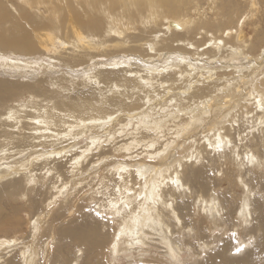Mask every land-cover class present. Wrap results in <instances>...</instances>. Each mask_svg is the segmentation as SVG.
Masks as SVG:
<instances>
[{
	"label": "bare ground",
	"instance_id": "6f19581e",
	"mask_svg": "<svg viewBox=\"0 0 264 264\" xmlns=\"http://www.w3.org/2000/svg\"><path fill=\"white\" fill-rule=\"evenodd\" d=\"M22 2L23 6L21 8L25 7V5L27 8H23V11L16 15L10 10L8 2L0 0V54L19 55L22 58L25 57L32 60L35 58L33 56H39L40 53L42 55L45 52L44 55L56 58L60 60V63L62 61V66L65 65L72 75L82 74L85 70L87 71L88 64L86 63L91 62L93 67H95V64L99 62L97 60H101V57L108 58L113 55L118 57L121 54H131V56L144 54L143 46L147 40L146 35L150 36L153 34V30L148 28L149 24L160 26L157 24L159 20L161 22L165 20L171 29H175H170L171 31L169 32L172 35L170 34L168 39L162 40V43L154 41L156 47L167 50L176 49L180 38L175 35L181 31L185 32L187 27L192 26V21H187L188 19L186 20V18L178 17L174 19L169 16L172 15L170 14L171 12L178 11L177 4L179 0H69L68 3L63 5L61 0H57L56 2L53 0H24ZM253 3L255 2L253 1ZM250 7L253 9L254 5ZM41 8H44V13L41 15L31 12L40 10ZM164 8H167V11L163 10ZM169 18L173 21L169 20ZM206 27H209V30H215L219 29L221 24L220 22H212L207 23ZM136 31L138 32L137 35L133 33ZM103 33L104 35L107 33L106 37L113 36V39L107 40L102 35ZM156 33L154 32V34ZM212 35L215 37L214 34ZM131 37H133L132 40ZM158 43L160 44L158 45ZM260 44L253 45L250 53H257ZM69 47L71 50H69ZM245 47L248 48L249 46L247 47L246 45ZM246 51L248 50L246 49ZM260 63L258 67L261 69L264 67V61ZM47 64H51L49 60ZM106 65L108 66V64ZM131 65H133L132 62ZM100 67L103 68L102 66ZM257 70L251 71V82L254 84L256 92L264 99V69L256 74ZM123 71L110 69L95 74V77L91 76L90 73L82 74L87 78L84 80L85 82L87 80L94 82V84L96 83L98 86V90L96 91L99 92L98 98L94 97L92 93L87 95L75 89H73L75 93L72 96L71 93L67 92L71 89L67 86H63L61 90L54 91L52 95H47L43 84H41L45 80H41L38 85H26V88L17 86L12 81L6 79L0 80V250L3 249L1 252L13 250V254L11 253L12 255L6 257L8 258L7 264H112L109 260V254L120 257L124 254L134 255L137 252L143 253L146 251L145 248L153 249L158 247L166 249V257L170 259L172 264H183L182 256L187 249L193 251V254L189 255L191 258L202 256L209 249V253L205 259L200 263L197 262V259L196 264H264V210L262 205L258 206V209L263 212L258 219V224L250 225L251 227L248 228L249 224L253 220L255 221L254 213H257V209L254 208V199L256 196H259L258 194L256 195V189L259 190L260 187L259 192L264 193V117L257 114L254 108V102L256 101L252 102L253 99L251 100L252 103L250 100H247V102L244 99H241L242 101L238 100L241 102V104L237 102L240 104V106L237 105L241 109V114L237 120L236 127H234L233 121L228 119L224 127L225 133L224 131L221 133L222 129L219 132L220 134H214L212 137L208 136L206 132H199L191 138L188 137L185 140L184 150L181 153H177L176 158L172 159L169 163L170 165L164 168L165 165H161V162V164L158 163V167L154 168L156 169L154 174H158L159 170L164 169L160 171L162 174L158 176V180L152 179L154 181L152 184L154 189L151 196L141 193L138 195V198L135 197L141 191H137L136 186L138 185L143 188L146 184V181H140V171L136 172L135 181L137 182L134 184L119 181L115 185L116 189L110 193L108 202H103L106 205L99 206L95 210L97 213L101 208L106 220L96 219L92 215H85L91 209L87 205L78 202L80 197L72 205L70 202L67 204L58 202L65 190L69 192L76 189L75 187L71 188V186L77 183L75 178L79 175L78 172L80 170L78 168L81 165H78V158H76L74 162L70 163V170H67L66 174L62 173V170L58 169L59 167L45 169V164L47 163L45 158L49 160L51 156L65 155L72 151L70 146H62L59 148L53 147L52 152H56L54 154H51V152L45 154L47 139L59 135L51 134V132L54 133V130L52 131L53 128H57L58 125L62 127L66 123L71 122L76 124L80 122V119L106 118L108 115H112L114 110H134L133 108L136 106V103L138 105V102L145 100L143 99L145 97L155 98L156 95H159L156 98L159 104H161L163 101L167 102L173 96H169L170 99H166L164 94H161L163 96L160 95V89L158 92H155L156 94H152V91H147V88L136 75L134 78H128L127 74L125 75ZM90 72L93 71L90 70ZM126 73L131 74L128 71ZM82 75L80 77H83ZM201 77L200 79H203L205 76ZM230 77L225 79L233 81L236 78L232 74ZM67 80L65 79L64 81L68 82ZM194 80L197 79L195 78ZM71 81L74 82L72 79ZM71 81L69 83H72ZM207 82L209 84L203 85L204 87L195 88L196 92L193 90L194 93H192V88L190 87L174 89L176 91L174 92V94L176 93V98L180 99L182 104H184L182 107H191L196 103V101H191L197 100L199 97L204 99L206 90L212 95L217 86L221 87L217 83L216 78L207 77ZM186 83L183 82L182 85ZM148 89L150 88L148 87ZM177 90L179 91L177 92ZM184 91H187L184 94L185 98H190V101L182 100L181 94ZM229 92L231 91L229 90ZM217 95L219 96V94ZM215 96L213 95V98ZM208 97L210 98V96ZM233 100L235 101V99ZM217 101L219 100L217 99ZM262 101L264 102V100ZM200 102L202 101L200 100ZM230 108L233 109V106ZM221 112H224V110H221ZM229 113L230 115L233 114L231 113V109ZM234 116L236 117L237 115L235 114ZM210 117L212 118V116ZM218 122L221 123V119ZM233 131L236 133L233 134ZM256 132L259 134L258 138H256L258 136L255 134ZM201 139L202 141L203 139L206 141L203 143L205 145L204 151H206L207 146L213 147L214 151L219 154V161L221 158L225 160L223 164H221L222 161L220 162L221 168L225 166V169H221L222 171H220L224 179L212 182L208 186L205 180H201V176L207 171L206 168L200 166V169L193 171L191 174L199 177L196 178V182L199 184L196 191L198 196H196V202H193V204L189 202L185 203L186 206L188 205V209L180 205L177 198H175L177 195L182 197L192 196L193 192L192 187H187L185 184L182 171H179L178 167L184 163L185 166L190 161L189 159L191 161L194 159V162H197V164L201 162L205 157L202 158L203 153L199 152L201 147L198 146H203L200 145ZM39 161L42 164H38ZM184 166L182 165V168ZM142 167L140 166V168ZM229 168H231L235 175L228 176ZM137 169L139 168L136 167L135 170ZM38 170L42 171V177L40 178L37 176ZM88 173L90 172L88 171ZM248 174H253L254 176L250 179L246 178ZM17 175H23L22 183H24V186L22 185L14 192H8V187L14 186L11 178ZM131 177L132 175L128 176L129 179ZM154 177L152 176L151 178ZM120 178L123 179V175L120 174ZM40 179H42L41 185H45L49 180H51L50 184L52 185L49 190L50 200L47 203H42L43 208H40L41 202H37L36 197L32 198V196L30 197L29 194H26L29 186L35 185L37 182L40 184ZM138 182L139 184H137ZM224 182H230L229 188L226 189L228 190L226 194H220L216 188H213L211 193H209V187H214L215 185L223 187ZM163 186L164 188H161ZM188 186L190 185L188 184ZM148 188L150 187L148 186ZM186 188L191 190V192H185ZM41 191L45 192V189ZM237 191L242 193L243 197L237 195L235 199L239 198L243 202H234L231 194H237ZM106 193L108 192L106 191ZM18 194L23 195L24 198L27 197L28 202L17 204L15 198H17ZM83 197L88 196L85 195ZM133 197H135L134 201H132ZM150 197L153 199L150 200ZM89 203L91 205L95 203L94 207L96 208L97 202ZM63 207L65 210H63ZM183 207L187 210V213L181 212L183 211ZM197 213L199 217L193 219ZM225 217L229 220L230 218H234V222L231 225L230 241L225 240L227 238V226L225 223H229V221L225 220ZM24 227L27 230L26 232L23 230ZM214 233H217V237L213 235ZM176 235L179 237H176ZM1 236L6 239L1 240ZM250 236L255 237L253 238L254 241L256 240L255 244H253L254 246L248 249L244 255H236V251L240 250L241 245L239 243L241 241L250 243L252 240ZM234 238L238 239L236 243L232 241V239L235 240Z\"/></svg>",
	"mask_w": 264,
	"mask_h": 264
},
{
	"label": "rangeland",
	"instance_id": "374dc122",
	"mask_svg": "<svg viewBox=\"0 0 264 264\" xmlns=\"http://www.w3.org/2000/svg\"><path fill=\"white\" fill-rule=\"evenodd\" d=\"M1 1L8 2L10 10L12 11L13 14H16V15L20 14L23 11V8L24 9L27 8L26 5L25 7L21 8L23 6L22 1L24 0H12V1L1 0ZM53 1L56 2L57 0H53ZM253 1L255 3H253ZM61 2L63 5V4L68 3L69 0H61ZM252 5H254L253 9L252 7H250ZM177 6H178L177 7L178 11L171 12L170 14L172 15H169V16L174 19L178 17L186 18V20L188 19L187 21H192V26L193 25L194 26L187 27V30L185 29V32L181 31L177 33V35H175L176 37L178 36V38H180V41L177 42V45L175 44L176 49L167 50V49H162L161 47L155 46L154 41H160V43H162V40L168 39L170 34L172 35V33L169 31L175 30L174 28L171 29V27L167 25L165 20H164L165 22L164 21L161 22L159 20L157 24H159L160 26L155 25V24H149L148 28H151L150 30H153L152 31L153 34L150 36L146 35L147 40L144 42V46H143L144 54L141 53L140 55H137V56L136 55L131 56V54H128L129 56L127 54H121L118 57L113 55L111 56L112 58L110 56L108 58L101 57L102 59L100 57L99 58L97 57L98 59H101V60L96 59L99 62L95 64V67H93V64L91 62L86 63L88 64V69L87 71L85 70V72H82L83 75L84 73L85 74L90 73L91 76H94L95 74H98L99 72L107 71L110 69L124 70L123 73L125 75L127 74L128 78L130 77L134 78V76L136 75V77H138L140 81L142 82V84L147 88V91L149 90L152 91V94H156L155 92H158L160 89V95L164 94V96H166V99L169 98V96L170 97L172 95L173 96L171 97V99L169 98L170 100H167V102L163 101L161 104H159V101H157V98H156L159 95L158 96L156 95L155 98L145 97L143 98L145 100L143 101L140 100L138 102V105L140 104L139 105L140 108L138 107L136 103V106L133 108L134 110H129V109H124L120 111L114 110L113 111L114 115L113 114L110 116L108 115L106 118L90 119V120L80 119L79 123L73 124L71 122V123H66L65 125H63L62 126L63 128L59 127V125L57 126V128H53L52 131L54 130V133L51 132V134L53 135L59 134V135L57 137L53 136L47 139L48 142H47V145H45V154L48 152H51V154L56 153V152L54 153L52 152L53 147L59 148L62 146L63 147L70 146L71 147L70 149H72V151L68 152L65 155L60 154V155L51 156L49 160L45 158V161H47V163L45 164V169H53L54 167H59L58 169L62 170V173L66 174L67 170H70V165H71L70 163L74 162V159L76 158H78V165L79 164L81 165L78 168V170H80L78 172L79 175L75 178L77 183L71 186V188L75 187L76 189L74 191L72 190L69 192L65 190L61 194L62 196H60V199L58 202L63 203V204H67L70 202V204L72 205L74 201L77 200L78 197H80V200L78 202H81V204L87 205V207L91 209L90 212L88 211V214L86 212L85 215H88V216L92 215L94 218L96 217V219L106 220L103 214L104 212L102 211L101 208L99 209L97 213L95 210L98 209L99 206L106 205L104 203L108 202V199L110 198L109 196L110 193H112V190L116 189L115 185H117L119 181L125 182V183L129 182V183L134 184L135 182H137L135 181L136 172L140 171L141 173L140 181H146V184L143 188L138 185L136 186V190L137 191L141 190V191L138 192L137 196L135 197L138 198V195L141 193L144 195L151 196L152 191L154 189L152 185L154 183L153 180L154 179L158 180V176L162 174V172L160 171L166 168L168 165H170L169 163L172 161V159L176 158L175 156H177V153H181L184 150L183 148L185 145V140L188 137L191 138L192 136H194L195 134H198L199 132H206L208 136L212 137L214 134H217V133L220 134L219 132L222 129L223 130L221 131V133H223V131L225 133L224 127L226 126L225 124L228 121V119L233 121L234 127L237 126L236 123H238L237 120L239 119V116L241 114L240 113L241 109L239 108L241 104L240 101H242L241 99L246 100V102L247 100H250L251 102L252 99H253L252 102L256 101L254 102V106H255L254 108L257 111V114L261 116L263 115L264 117V102L262 101L264 99H262L263 97L260 96V94L256 92L255 86L251 82L252 80L251 71L257 70L258 68V70L256 71L257 72L256 74H258V72L260 73L264 69V67H262L261 69L258 67L261 64L260 62L264 61V57H263L264 56V41H263V38H264V0H252V1L251 0H248V1L247 0H222V1L221 0H215V1L214 0H179V3L177 4ZM237 9L239 10V12H237L238 11ZM163 10L167 11V8H164ZM235 10L236 12H234ZM31 12L35 13L36 15H41L44 13V8H41L40 10H34ZM169 20L171 19L169 18ZM212 22H215V23L220 22L221 27L219 29L209 30V27H206V24L212 23ZM154 32H157L156 33L158 34L157 37H155L156 34H154ZM133 33H135L136 35L138 34L137 31ZM212 34H214L215 37ZM102 35H104V33ZM104 36L106 37L107 33H105ZM106 39L112 40L113 36L106 37ZM132 39L133 37H131V40ZM160 43H158V45ZM241 43L242 45H240ZM257 43H261L259 45V49L257 53L251 54L250 53L252 51L251 47L253 45H256ZM243 44L244 45L246 44L247 47L248 46L249 47L246 48L245 47L246 45L244 46ZM184 45L185 46L187 45V46L185 47ZM246 49L248 51H246ZM69 50H71L70 47H69ZM44 54L45 52H43L42 55L40 53L39 56L35 55L33 56L35 58L32 60L27 59L25 57L22 58V56L20 57L19 55L15 56L12 54H8V55L0 54V80L6 79L9 81H12V83L17 86H21L25 88H26V85H30V86L38 85V83L41 82V80L42 81L45 80V82L41 84H43V88H45V93L47 95H50V94L52 95L54 91H58L59 89L61 90L63 86H67L71 88L70 89L71 91L68 90L67 92L71 93L72 96L74 95L75 90H78L80 91V93H85L87 95L92 93L94 97H97V98L99 97V92L96 91L98 90V86L96 85V83L94 84V82H89L87 80L85 82L84 80L87 78H85L82 74L78 73L79 75L78 74L72 75V73L68 69H66L65 65L62 66L61 64L62 61L60 63V60H57L56 58H53V57H50L49 55H44ZM162 55H165V56H162ZM239 56H241V58H239ZM48 60L51 63L50 65L47 64ZM131 62L133 65H131ZM255 63H258V64H255ZM106 64H108L109 67ZM83 66L85 67V65ZM100 66H102L103 68H101ZM89 69L92 70L93 72H90ZM126 71L131 72V74L126 73ZM203 74L206 78L203 76ZM231 74L234 77L236 76V78L233 79L234 83L233 81L226 80L227 78L231 76ZM81 75L83 77H80ZM195 75L197 76L201 75L205 79L201 76H198L199 77L198 78ZM211 75L213 78H216L217 83L221 85V87L222 86L223 87L222 88L220 86L219 87L217 86V88L215 87L216 88L215 92L213 91L214 93L212 95H210V93L207 92L208 90H206L205 91L206 96L204 95L205 96L204 99L199 97L197 100L191 101V102L196 101V103L192 105L191 107L190 106H188V108L182 107L184 106V104H182L180 99L176 98V95H175L176 93L174 94V92L176 91L174 89L181 88V87L182 88L190 87L192 88V93H194V91L196 92L197 88L199 87L201 88V87H204L206 84H209L207 82V77L212 78ZM200 77L203 79H200ZM219 77H221L222 79ZM64 78L68 79L67 80L68 82H65ZM195 78L197 80H194ZM71 79L74 82H72ZM69 81H71L72 83H69ZM183 82L184 83L187 82L186 84H184L186 86L182 85ZM200 82H202L203 84ZM195 83H199V84H195ZM231 86L235 88L233 87L230 88ZM148 87L150 89H148ZM73 89L75 90L73 91ZM156 89L157 91H155ZM163 90H166V91L162 93L161 91ZM229 90L231 92L236 91L234 92L235 95L237 96L239 94V96L234 97V93L229 92ZM178 91L179 90H177V92ZM245 91H246V95H245ZM186 92L184 91V93L181 94L182 100L190 101L191 100L190 98L188 97L185 98L184 96ZM216 92H220V93H216ZM242 92H243V95H242ZM217 94H219V96ZM229 94L233 98L228 96ZM107 95H109V93H107ZM213 95L214 96L217 95V96L213 98ZM220 95L223 97H221ZM208 96H210V98ZM224 96L227 98L225 99ZM199 99L202 102H200ZM217 99L219 101H217ZM233 99L237 101L235 102ZM237 102H239L240 104ZM185 105H188V104H185ZM231 105L233 106V109L230 108L232 107ZM229 108L231 109V113H233L231 115L229 113L230 112ZM238 108H239V111H238ZM221 110H224V112H221ZM227 113L228 115H226ZM235 114L237 115L236 117L234 116ZM210 116H212L213 119ZM216 119L218 121H220L221 119V123L218 122ZM114 120H117V121H114ZM206 127L207 129H205ZM232 133L235 134L236 132L233 131ZM255 134L258 135L256 136V138H258L259 134L257 132ZM47 135H50V134H47ZM233 139H235V137H233ZM204 142H206L205 139H203V141L200 144L203 146H198V147H201L199 149V152L203 153L202 158L205 156L204 158L206 160L203 158L201 162L197 164V162H194V159L192 161L191 159H189L190 161L187 162L188 164L186 163L185 166H184L185 163L183 162L184 163L182 164L184 166L183 168H182V165L178 167L179 171H182L181 173L183 174V180L185 184L187 185V187H192L193 192H192V196L182 197V196L177 195L175 198H177V201L179 202L180 205H183L188 209L189 207L188 205L186 206L185 203L189 202L193 204V202H196V198H197L196 196H198V194H196V191L199 187V184L196 182V178H199V177L195 176L194 174H191L193 171L198 170L201 167H205L207 171L206 173L204 172L205 175L203 174L201 176L202 177L201 180L203 181L205 180L208 186H210L212 182L214 183L216 181L218 182L224 179V176H222V172L220 171H222L221 169H225V166L224 168L223 167L221 168L220 165L225 163L224 162L225 160L221 158V160L219 161L218 159L219 154L214 151L213 147L210 148V146H207L206 151H204V147H205V145L203 144ZM181 145L183 146L181 147ZM238 145H239V142H238ZM121 149H122V152H121ZM40 163L41 162L39 161L38 164ZM142 163L145 165H143ZM158 163L161 165H165V166L164 168L159 170L158 174H154L156 172V169L154 168L158 167L157 166ZM140 166L142 168H140ZM136 167L139 169L135 170ZM88 171L90 173H88ZM41 173L42 171L40 170L37 171V176L39 178L42 177ZM120 174L123 175V179L120 178ZM130 175H132L131 179L128 178V176ZM229 175H235V173L231 170V168H229L228 176ZM152 176H155V177L151 178ZM253 176H254L253 174H248L246 178L250 179ZM23 178H24L23 175H17L15 177H12L11 180L14 186L8 187V190H9L8 192H11V191L14 192L16 189H18L22 185L24 186V183H22ZM50 178L52 177L50 176ZM138 181H139V178H138ZM39 182L40 184L37 182L38 185L35 184V185L29 186V189L26 191V194H29V196L30 197L32 196V198L36 197L35 199H37V202H41L40 208H43L42 203L43 202L47 203L50 200L49 190L52 187V185L50 184L51 180L46 182L45 185H41L42 179H40ZM82 182L85 184H83ZM187 183L190 186H188ZM77 184L79 185L77 186ZM137 184H139V182ZM148 186L150 188H148ZM229 186H230V182H224L223 187L222 186L217 187L216 185L214 187L211 186L212 188L209 187V193H211L213 188H216V190L220 194L224 195L228 192V190L226 189H228ZM156 187H158V185H156ZM161 188H164V186ZM44 189H45V192L41 191ZM260 189H261L260 187H259V190L256 189L257 191L256 195L258 194L259 196H256L254 199L255 201L254 208L257 209V213L256 214L254 213L255 221L253 220L250 224L248 223L249 224V226L247 224L248 228L253 226L254 224H258V219L263 213L258 209V206L262 205L263 210H264V193L263 192L260 193L259 192ZM106 191L108 193H106ZM185 192L190 193L191 190H188V188H186ZM85 195H87L88 197L84 198L83 196ZM231 195L235 203L236 201L243 202L239 198L235 199L237 198V195H241V197H243L242 193H240L239 191H237V194L232 193ZM135 197H133L132 201L135 200ZM15 199H16L15 202L17 204L20 202H28L27 197L24 198V196L20 194H18L17 198ZM152 199L153 198L150 197V200ZM89 202H97L96 208L94 207L95 203L91 205V203ZM101 202L102 203L104 202V203L102 204ZM63 210H65L64 207H63ZM181 212L187 213V210L183 207V211ZM23 216H25V214H23ZM198 217L199 215L197 213V215H194L193 219H197ZM225 220L229 221V223H225V225L227 226V238H225V240L230 241L231 240L230 236L232 232L231 225L234 222V218H230L229 220L228 218L225 217ZM247 226H245V228H247ZM23 230L24 232L27 231L25 227L23 228ZM213 235L217 237V233H214ZM176 237H179V236L176 235ZM251 238L252 240L249 238V240H251L250 243H246L244 241H241L239 243L241 246L239 245L240 250L236 251L235 253L236 255H244L248 249H251V247L254 246L253 244H255L256 240L254 241L253 238L255 237H251ZM4 239L6 238L1 236V240H4ZM234 239L235 240L232 239V241L233 243H236L238 239L237 238H234ZM145 249L146 251L143 253L137 252V254H134V255L124 254V255H121L120 257H115L113 254L111 255L109 254L110 256L109 260L112 264H172L170 259L166 257L165 248L158 247V248H153V249H150V248H145ZM2 250H0V252ZM190 251L191 250L187 249L183 253V256H182L183 264H196L197 262L200 263L201 261L205 259V257L209 253V249H207L205 253L202 254V256L200 255V256H195L196 258H191L189 255L193 254V251L191 252ZM12 252L13 250L9 252L8 251L1 252L0 264H7L8 258L6 257H8L9 255H12L13 254Z\"/></svg>",
	"mask_w": 264,
	"mask_h": 264
},
{
	"label": "water",
	"instance_id": "95a60500",
	"mask_svg": "<svg viewBox=\"0 0 264 264\" xmlns=\"http://www.w3.org/2000/svg\"><path fill=\"white\" fill-rule=\"evenodd\" d=\"M176 28H178L176 25H174Z\"/></svg>",
	"mask_w": 264,
	"mask_h": 264
},
{
	"label": "snow or ice",
	"instance_id": "6c2138e0",
	"mask_svg": "<svg viewBox=\"0 0 264 264\" xmlns=\"http://www.w3.org/2000/svg\"><path fill=\"white\" fill-rule=\"evenodd\" d=\"M34 182V181H33ZM38 230V229H37Z\"/></svg>",
	"mask_w": 264,
	"mask_h": 264
}]
</instances>
